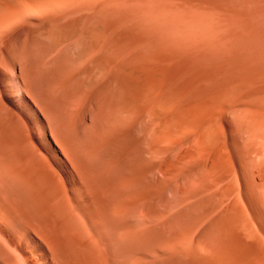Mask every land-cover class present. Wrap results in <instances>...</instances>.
<instances>
[{"label": "rangeland", "instance_id": "1", "mask_svg": "<svg viewBox=\"0 0 264 264\" xmlns=\"http://www.w3.org/2000/svg\"><path fill=\"white\" fill-rule=\"evenodd\" d=\"M123 1L125 5L118 2L120 5L111 7L113 10L109 7L102 9L100 7L102 3L99 1L92 8H83L84 10L79 9V11L76 9L77 5L71 4V0H0V22L4 21V25L0 26L1 107L11 111L12 115L20 119L36 152L44 153L52 167L59 174L62 172L64 176L71 166L59 145L60 133L68 134L70 142L73 141V146L74 144L81 146L94 133L95 124L98 122V114L94 110L96 106L91 96L96 92V88L101 87L108 91L107 93H113L112 89L116 88L120 76L125 73L136 76L140 72L143 77L140 81L145 88L148 84H152L153 89L159 85L157 88L162 87L161 89L164 90L152 103V105H158L141 104L144 112L132 125L131 131L137 133L141 139L151 142L160 141V135L164 134L154 132V128L159 127L160 124L171 129L169 135L162 136L159 144L162 154L155 159L156 167H160L164 162L174 163L172 174H169V177L166 175L168 182L166 186L164 185L161 196L152 200L153 205H157L164 211L160 222L162 228H165L163 231L184 237L194 226L192 241L194 246L199 247V253L205 259H214L225 254L226 257H230L232 264H264V260H255L256 255L264 252V248L261 247L256 251L249 238L245 239L248 244L244 248L236 249V246L240 245L238 235L246 236L238 234L231 224L230 212L237 196L232 195L222 200L217 195L221 189L230 187L232 178H235L232 175L238 173L236 180H238L239 188L245 192V196L253 202L256 209L250 210L253 214L252 229L264 239V183L260 179L261 176L264 177V149L258 152L259 155L254 151L257 142L264 145V136L261 139L257 137L264 131V103L260 104L264 102V99L252 107L246 106L244 102L253 96L255 99H252L256 100L255 95L258 94L255 93L258 92V86L264 87V74L261 73L263 76L259 77L262 79H256L257 70L264 58V44L262 43V46L255 44L256 48L254 43L248 45L250 42L245 44L242 42L243 45L235 47L236 50L234 46L232 47L235 51L229 48L231 51L228 49L226 53L235 56L236 62L233 59L235 57L231 56V59L226 56V53L223 56L219 54V50H216L218 48H214L216 39L219 36L222 37L224 30L227 32L230 29L236 37L240 28L237 24L241 21L243 23L241 28L245 23L249 24L250 19L262 21L264 0ZM79 4L81 7L82 2ZM59 20L62 21V25ZM255 20L251 22L256 24ZM84 24H88L89 27L88 25L85 27ZM52 26L56 28H53L55 31ZM95 27L106 30L103 39H105V45L109 43L104 51L102 49L100 53H96L97 55L84 62L85 56H82L85 45L77 35L79 36L81 30H84L82 34H86L90 28ZM66 32L71 36L68 35L64 43L57 44L62 41L57 42L58 37L66 35ZM260 46L263 47L262 52ZM121 47L125 50L114 62L102 67L104 56L108 57L107 52L111 49L115 52ZM217 51L219 55L215 53L216 57L212 52ZM237 53L241 57H238ZM227 57L231 61H228ZM238 59H241L243 66H248L244 68L247 72H253L248 75L250 76L248 80L254 84L255 88L246 84L247 78L243 77L247 80L245 83L239 76L240 71L237 66H234V62L237 65L238 62L240 64ZM52 60H56L57 65L55 63L54 66H46ZM232 62L233 65H231ZM221 64L225 67L222 68ZM228 66L234 69L232 73L227 71ZM92 68L95 82L99 81L95 88L92 87L94 89L89 97L87 92L90 85L87 84H90V79L87 80V87L85 85L78 87L76 81L79 77H86L87 71ZM235 73L237 75H234ZM60 77L72 79L73 84L70 81L71 85L67 86L69 91L56 88ZM252 78L258 82L257 87V82L255 84ZM238 79H242V81L239 80L240 85ZM241 82L248 89L239 87L242 85ZM141 83L139 82V87ZM106 85L111 89H108ZM252 90L255 92L253 93ZM110 93L107 97L113 96L112 94L110 96ZM244 93H248L247 96L243 97ZM164 98L169 107L161 101ZM243 98H245L244 101H242ZM159 101L164 105L162 109L168 110L165 114L152 117L151 111L161 109L157 107L160 105ZM66 102L73 109H84L82 113H79V118L74 125L69 122L70 118L65 113ZM197 120H199L198 123ZM200 124L206 125L205 127L210 131L211 141L208 140L210 146L208 144L205 150L197 142ZM218 151L222 152L221 164L227 166L229 162L233 163L227 166V172L222 166L223 176L229 179L224 177V181L215 185L214 179L212 181V176L204 167L212 160H218L221 156ZM223 158L225 161L222 162ZM168 159L171 160L168 162ZM217 160L215 163L218 162ZM231 170L232 174H230ZM154 171L156 173L153 175H157L158 169L155 168ZM227 173L230 177H227ZM62 174H60L61 177ZM146 204L144 206L146 210L143 208L145 211L148 208L152 209ZM203 214H208L207 219L203 220L204 222L201 221V224L198 223L195 229L196 221ZM137 215L139 214L134 215V218L138 219ZM157 254L160 257L158 259H162V255L163 258L166 256L164 253L160 255V250ZM144 256L147 259L150 257V255Z\"/></svg>", "mask_w": 264, "mask_h": 264}, {"label": "bare ground", "instance_id": "2", "mask_svg": "<svg viewBox=\"0 0 264 264\" xmlns=\"http://www.w3.org/2000/svg\"><path fill=\"white\" fill-rule=\"evenodd\" d=\"M99 1L102 3V6H100L102 9L103 7L111 8L117 4L120 5V3L124 4L123 0H71V4L77 5L76 9L82 10L83 8H92L95 3ZM80 2H82L81 7L79 6ZM76 11H74V13ZM211 20L212 18L210 21ZM250 20L253 22L255 19ZM59 21L61 24L62 21ZM251 21H249V24L245 23L242 28V21L240 22L241 25L240 23H236L240 26L237 31L238 36L236 37L231 33L230 29H227V32L225 30L223 31L222 37L219 36L218 39H216V44L214 43L215 46L213 45L214 48H218L216 50H219V54H223L224 56V53L233 46L236 50L241 46L242 42L244 44L245 42H250L248 45L251 43H254V45L264 44V18L260 22L255 20V22H257L256 24H253ZM0 23H2L0 24L2 27L4 21ZM88 24H84V26L87 27ZM53 28L55 27L52 26V29ZM235 28H237V26ZM83 31L81 30V35L79 34L77 37L81 38V41L85 45L84 55L82 57L85 56L84 62H86L89 58L95 56L96 53H100L102 49L104 51L105 46L109 42L107 41L108 43L105 45V39L103 38L106 30L104 31L99 27L90 28V31L86 34H82ZM68 32L65 33L66 35L58 37L59 39L57 42L60 40L62 41L57 44L60 45L68 38L67 36L70 35ZM233 48L232 50L235 51ZM262 48L260 49L261 52L263 51ZM124 50L125 49L121 47L115 52H112V49L110 52H107V54H109L108 57L106 56L107 58L104 56V59H106H103L104 63L102 65L104 66L102 67H105L107 64H112ZM215 53L218 54V51L212 52L213 55H215ZM232 54L234 53L232 52ZM237 54L239 57L240 54ZM215 56L217 57V55ZM226 56L231 58L233 55L230 56L226 53ZM228 57L227 59H229ZM231 59L228 61H231ZM233 59H235L236 62L237 58L235 57ZM224 60L227 61L225 58ZM240 60L238 59V61ZM55 61L52 60L46 66H54L55 63L57 65ZM225 61H223V63H225ZM210 62H212V60ZM214 62L216 63V60ZM235 62L234 66H237L240 71L239 76L247 78L248 80L250 77H248V75L253 72H247L246 69H244L245 66L246 68L248 66L245 65L243 61L245 66L241 64V61L240 64L238 62L239 66ZM261 62L262 64L259 66V70H257L258 73L256 72L258 77L255 73L256 79H259V77H262V74H264V58ZM231 65H233V62ZM221 67L224 68L225 65L223 66L221 64ZM227 68L230 69L231 67L228 66ZM229 69L227 71L232 73L233 68ZM256 69H258V67ZM259 74H261V76H259ZM234 75L237 74L235 73ZM252 76L254 77V75ZM120 77L116 88L112 89L113 93L109 92L110 96L111 94L113 95L111 96L112 98L109 96L107 97L109 94L107 93L108 91L101 87V89L99 87V89L96 88L94 94L91 93L99 81L95 82L93 68L87 71L86 77H79L77 81L75 80L78 87H84V85L86 86V83H88L87 80L90 79V84H87L90 85L87 93L88 96L92 94V102L94 101L96 106L94 110L96 114H98V122L95 124V130L93 129L94 133L87 138L81 146H75L74 144V147L73 141L72 143L70 142V136H68V134H63L64 132L60 133L58 137V140H60L59 145L71 166L70 170L67 171L64 176L62 172L60 173L62 177L59 172L52 167L46 156L43 155L44 153L41 154L36 152L34 146L29 141L28 134H26L25 128L23 127L24 124L22 125L20 119L12 115L10 113L11 111L9 112L7 109H3L0 105V264H232V262H230V257H226L225 254H221L214 259H205L201 256L199 247L194 246L192 241L194 226L193 229L188 230L189 232L187 231L184 237H179L173 235L174 233L169 234L163 231L165 228H162L160 222L164 211L157 205H153L152 200L154 201L156 197L158 198L161 196V191L163 192L162 189L168 182L166 175L169 177L168 175L172 174L171 172H173L172 170L174 167L172 164L174 163L170 164L169 160L171 159H168L167 161L169 163L164 162L167 164L163 165V163L160 167H156L157 163L155 159L162 154V149L159 148L162 136L165 137L169 135L171 129L168 126L160 124L159 127L154 128L155 133H164L160 135V141L150 142L146 140L148 141V143H146L145 140L141 139L139 135L131 131L130 128L144 112V109H141V104H148L151 106L155 98L159 97L164 89H161V86L160 89L157 88L159 85L157 87L155 86V89H153V87H151L152 84H148L147 88H145L140 81L143 78L140 72L137 73L136 76L125 73ZM255 78L252 79L256 84L257 81ZM71 80L72 79L60 77L59 85L56 88L61 91H69L70 89L68 90L69 87L67 86L71 85L69 83ZM239 80L242 81V79H238V81ZM247 80L244 79L245 83ZM139 82L141 83V87L138 86ZM249 82L248 80L246 84L252 88L254 84L251 82L250 84ZM241 84L243 86L241 85L239 87L244 88V83L241 82ZM107 86L108 85H106V87ZM257 86L258 82L256 87ZM107 88L111 89L110 87ZM156 88L158 91H156ZM246 88L247 87L244 89ZM240 90L242 91V89ZM257 90V93H255L258 94L255 95V97L257 96L256 100H254L255 98L251 94L250 96H253L250 98L251 100L246 99V101H244L245 98L248 97L243 98L242 101L245 102L246 106H256L263 101L264 87L259 85ZM246 94L243 95V97L247 96ZM67 96L69 98L68 94ZM165 99L166 98L161 101L163 102ZM241 99L242 97L240 100ZM66 100L69 101L68 99ZM254 101H256V104H254ZM67 103L68 102H66V105ZM159 103L160 105L157 107L161 109L153 110L148 108L149 110H153L150 112L152 117L158 114H165L168 110L162 109V107L167 104V101L164 105L161 104L160 101ZM263 103L264 102L260 104ZM68 105L66 106L65 113L70 118H68L70 120L69 122L74 125L77 118H79V113H82L84 109H73ZM166 107H169V104H167ZM198 121L199 120H197V123ZM203 124H200V128L197 127L200 131L198 132L197 142L200 147L205 150V148H208L206 146L210 143H208V140H210V131L205 127L206 125L203 126ZM218 128L216 129L217 131ZM263 136L264 131L257 137L261 139ZM257 143L258 144L255 143L257 146L256 150H254L256 154L264 149L263 144ZM194 147H196V145ZM200 147H198V149H200ZM219 152L220 151H218V153ZM221 153L222 152H220V155ZM185 156L187 155L185 154ZM224 158L222 162L225 161L226 158ZM221 159L222 155L218 157V160L216 159L218 162L215 163L216 160L214 159L215 161L212 160L204 167L207 173L212 176V181L214 179L215 185H218V183L225 179H229L223 176L222 166L226 168L225 171L227 172V166L230 162L226 166L221 164ZM97 163L99 165H97ZM155 168L158 169L157 175H153V173H156L154 171ZM232 170L231 173L229 171L228 173L232 174ZM64 171L66 170L64 169ZM230 174H228L227 177H230ZM235 174L236 173L232 175V177L235 176V178H232V180L230 179L232 181L230 187L226 186L225 189H221L219 191L220 193L217 195H219L222 200L232 195L237 196H235L236 198L233 201L230 212L231 224L238 234H245L246 236L238 235V242L240 245H237L236 249H242L248 244L245 240L246 238L252 241V246L255 250L261 249V247L264 248L263 237L255 233L252 229L251 221L253 220V214L250 210L255 209L253 202L248 200L249 198L245 196V192L239 188L238 180H236L238 179V177H236L238 173L237 175ZM260 179L264 183V177L261 176ZM146 203H148V205ZM145 204L152 207V209L148 208L147 211H145ZM137 213L139 214L137 215L138 219L134 218V215ZM207 217L208 214L201 215L196 221L195 229L196 226L198 227V223L201 224V221L206 220ZM131 221H133V223H131ZM166 233H168V235ZM159 250L161 251L160 255H162V253L166 254L164 258L162 255V259H158L160 258L157 254ZM144 255H150V257L147 259ZM263 258L264 252L256 255L255 260L263 261Z\"/></svg>", "mask_w": 264, "mask_h": 264}]
</instances>
